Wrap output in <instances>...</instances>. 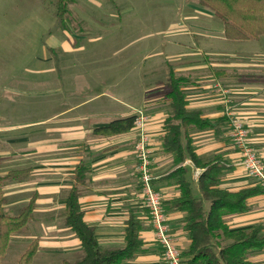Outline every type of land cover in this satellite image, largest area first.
Wrapping results in <instances>:
<instances>
[{
    "label": "crops",
    "instance_id": "obj_1",
    "mask_svg": "<svg viewBox=\"0 0 264 264\" xmlns=\"http://www.w3.org/2000/svg\"><path fill=\"white\" fill-rule=\"evenodd\" d=\"M191 10L212 23L208 28L212 35L206 37L203 45L194 43L189 31L181 32L191 40L188 43L167 36L164 64L151 60L148 70L152 78L139 82V93L131 91L127 96L112 92L113 89L121 91L122 76L114 75V79L109 78V85L104 86L105 77L99 79L92 71L75 69L83 66L85 60L52 63L54 61L48 58L56 72L59 66L71 67L66 73L44 75L37 80L44 89L43 94L48 88L49 101L35 107L37 117L32 122H0V176L11 170H25L4 184L3 209L11 212L17 204L25 206L35 197L32 217L27 224L34 230L31 241L38 243L36 254L48 253L60 264L82 255L80 240L64 224L66 199L76 183L74 169L82 163L88 171L84 181L77 184L78 203L83 220L93 228L99 247H122L127 220L133 216L138 222L141 247L132 259L122 264H163L162 249L148 221L135 170L133 148L137 130L132 127L117 134L94 133L96 128L135 115L139 110L148 116L146 131L150 138L152 184L161 194L168 231L181 253L188 248L185 212L171 207V201L180 191L168 175L178 167L186 168L192 193L199 197L198 178L203 167L195 165L188 157L175 163L174 154L163 147L164 122L169 112L165 95L171 71L186 79L182 91L187 109L198 111L199 117L207 121L203 128L190 132V144L201 161L219 159L222 168L218 187L226 191L260 187L240 163L228 137L224 111L229 108L242 119L248 141L264 165V34L256 38L228 39L223 22L209 8L200 5L199 0ZM64 30H68L67 25ZM63 43L64 48L71 49L69 44ZM236 71L241 73L236 74ZM25 81L22 75H5L0 79V83L8 85L7 89L9 85ZM122 95L131 99L126 103ZM105 99L109 100L108 106ZM112 104H123L127 110L116 109ZM1 112L0 109V117ZM16 165L20 168H11ZM247 205L244 213L226 215V225L230 230L260 225L264 231V191L250 197ZM204 207L208 208L207 201ZM248 260L252 264H264V248L249 252Z\"/></svg>",
    "mask_w": 264,
    "mask_h": 264
},
{
    "label": "rangeland",
    "instance_id": "obj_2",
    "mask_svg": "<svg viewBox=\"0 0 264 264\" xmlns=\"http://www.w3.org/2000/svg\"><path fill=\"white\" fill-rule=\"evenodd\" d=\"M194 3L197 0H75L68 6V30H64L55 15V0H0V79L5 75L26 78L24 83L9 85L8 89L7 84L0 83V93H4L0 96V122L22 124L37 117L35 107L50 99L48 88L43 94L41 84L39 87V77L63 74L71 68L59 66L56 72L51 66L55 61L85 60L83 66L75 69L92 71L99 79L105 77L104 86L114 75L122 76L121 91L112 92L127 96L131 91L139 93L140 83L152 78L148 70L151 60L165 61L167 36L188 43L191 40L181 32L189 31L192 41L203 45L206 37L212 35L208 33L212 23L191 10ZM50 48L55 49L51 52ZM48 58L54 62L49 63ZM121 98L126 103L131 99L124 95ZM105 101L108 106L109 100ZM112 105L127 110L123 104ZM23 205L17 204L11 212H5L15 215ZM33 231L28 223L12 236L1 264H17ZM41 253L36 254L32 264H60L50 254Z\"/></svg>",
    "mask_w": 264,
    "mask_h": 264
},
{
    "label": "trees",
    "instance_id": "obj_3",
    "mask_svg": "<svg viewBox=\"0 0 264 264\" xmlns=\"http://www.w3.org/2000/svg\"><path fill=\"white\" fill-rule=\"evenodd\" d=\"M55 15L62 28L70 16L69 4L74 0H55ZM199 4L209 8L224 25V35L228 39L241 40L256 38L264 34V0H199ZM186 79L168 76L166 98L168 116L165 119L163 147L174 154L175 163L186 157L195 165L203 167L198 178L199 197L192 193L186 168L178 167L168 176L177 184L180 194L171 201V207L185 212L184 229L190 240L188 248L181 253L185 264H252L248 260L251 251L264 248L262 226L248 229L230 230L225 216L240 214L248 210L247 200L262 192L260 187L226 191L218 187L219 159L201 161L194 154L190 144V132L203 128L207 121L199 117V112L187 109L182 86ZM135 115L109 122L94 130L95 134L110 135L125 132L133 127ZM25 170H11L0 176V264L10 243L11 235L25 227L32 217L34 196L16 215H8L3 209L5 196L3 186L7 180L16 178ZM88 169L79 163L74 169L75 184L70 189L65 205L64 224L80 240L82 255L74 260H63L62 264H122L132 259L141 247L138 237V222L131 216L126 223L124 245L116 248H101L94 236V230L83 220L78 197L77 184L84 181ZM208 202L205 209L204 202ZM37 240L31 241L20 255L17 264H32L37 253Z\"/></svg>",
    "mask_w": 264,
    "mask_h": 264
},
{
    "label": "built area",
    "instance_id": "obj_4",
    "mask_svg": "<svg viewBox=\"0 0 264 264\" xmlns=\"http://www.w3.org/2000/svg\"><path fill=\"white\" fill-rule=\"evenodd\" d=\"M225 116L228 137L240 157V163L247 174L256 179L264 191V165L256 149L248 141V131L242 119L231 109L226 108ZM147 114L139 110L135 114L133 127L137 130L134 143L135 170L138 175L148 221L155 233L163 253V264H185L176 241L170 235L162 206L161 194L153 187L154 176L151 171V149L149 134L146 131Z\"/></svg>",
    "mask_w": 264,
    "mask_h": 264
}]
</instances>
